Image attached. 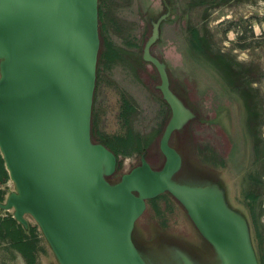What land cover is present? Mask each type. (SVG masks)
<instances>
[{
  "label": "rangeland",
  "instance_id": "obj_1",
  "mask_svg": "<svg viewBox=\"0 0 264 264\" xmlns=\"http://www.w3.org/2000/svg\"><path fill=\"white\" fill-rule=\"evenodd\" d=\"M97 11L90 140L104 146L132 132L142 148L136 152L133 145L118 155L105 181L118 183L142 158L153 170L164 163L159 141L171 111L155 67L143 60L156 28L149 53L164 65L170 90L191 113L168 142L181 157L174 179L210 182L222 190L247 229L257 264H264V0H97ZM15 192L8 176L0 185V206ZM13 212L0 207V218H13ZM23 218L26 227L18 224L34 244V260L0 233V264H59L32 216ZM131 240L148 264H183L182 256L219 264L169 193L146 201Z\"/></svg>",
  "mask_w": 264,
  "mask_h": 264
},
{
  "label": "water",
  "instance_id": "obj_2",
  "mask_svg": "<svg viewBox=\"0 0 264 264\" xmlns=\"http://www.w3.org/2000/svg\"><path fill=\"white\" fill-rule=\"evenodd\" d=\"M159 76L171 117L159 141L164 163L140 165L110 185L114 154L90 140L98 38L97 0H0V155L16 192L2 209L26 227L29 214L59 264H148L132 243L147 200L169 193L213 247L219 264H257L247 229L214 183L177 182L181 157L169 146L191 119ZM213 192V195L210 193ZM195 264L185 257H180Z\"/></svg>",
  "mask_w": 264,
  "mask_h": 264
},
{
  "label": "trees",
  "instance_id": "obj_3",
  "mask_svg": "<svg viewBox=\"0 0 264 264\" xmlns=\"http://www.w3.org/2000/svg\"><path fill=\"white\" fill-rule=\"evenodd\" d=\"M129 107V106H128ZM130 109V107H129ZM104 147L111 151L115 158L126 153L130 147H133V151L140 152L141 142L140 140L129 132L126 138H117L115 140L104 141ZM8 180V173L4 167V161L0 155V185H3ZM33 232V230H31ZM0 233L11 242L12 247L18 251L26 260L32 262L34 260V244L25 238L22 226H20L13 218H0Z\"/></svg>",
  "mask_w": 264,
  "mask_h": 264
},
{
  "label": "bare ground",
  "instance_id": "obj_4",
  "mask_svg": "<svg viewBox=\"0 0 264 264\" xmlns=\"http://www.w3.org/2000/svg\"><path fill=\"white\" fill-rule=\"evenodd\" d=\"M190 84V83H189ZM193 95V94H192ZM207 147V146H206ZM209 148V147H208ZM215 154V153H214ZM219 160V159H218ZM223 162V161H222ZM226 178V176H225ZM227 179V178H226ZM220 183V182H219ZM223 187V186H222ZM222 191V190H221ZM210 193L213 195V192L210 190ZM225 196V195H224ZM237 210V209H236ZM150 262V261H149ZM151 264V263H150ZM185 264H191L190 262L186 261Z\"/></svg>",
  "mask_w": 264,
  "mask_h": 264
}]
</instances>
